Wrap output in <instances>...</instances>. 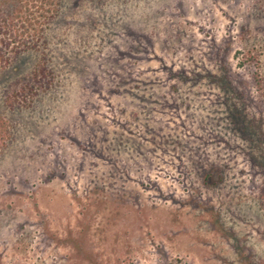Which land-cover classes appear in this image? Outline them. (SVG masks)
I'll return each instance as SVG.
<instances>
[{
    "label": "rangeland",
    "instance_id": "obj_1",
    "mask_svg": "<svg viewBox=\"0 0 264 264\" xmlns=\"http://www.w3.org/2000/svg\"><path fill=\"white\" fill-rule=\"evenodd\" d=\"M46 21L0 68V264H264V0Z\"/></svg>",
    "mask_w": 264,
    "mask_h": 264
},
{
    "label": "trees",
    "instance_id": "obj_2",
    "mask_svg": "<svg viewBox=\"0 0 264 264\" xmlns=\"http://www.w3.org/2000/svg\"><path fill=\"white\" fill-rule=\"evenodd\" d=\"M56 0H0V68L8 63L6 49L14 54L20 50L19 44L25 46L24 35L33 38L41 34L46 24V20L50 18V12L53 10ZM21 37V39H20ZM10 44L11 47H10ZM247 59V58H246ZM251 65L255 67L252 72L253 82L257 90L262 88L260 73L258 70V62L254 56H250L247 61H251ZM255 61V62H254ZM245 60L240 61V65H244ZM45 73L43 67L33 70L31 80L35 83H41ZM22 92L28 91L22 87ZM33 89L32 85L30 87ZM29 88V89H30ZM7 130L6 121L0 118V141H3L4 133ZM264 196V188L262 191Z\"/></svg>",
    "mask_w": 264,
    "mask_h": 264
}]
</instances>
